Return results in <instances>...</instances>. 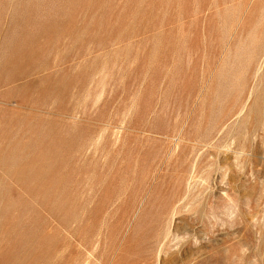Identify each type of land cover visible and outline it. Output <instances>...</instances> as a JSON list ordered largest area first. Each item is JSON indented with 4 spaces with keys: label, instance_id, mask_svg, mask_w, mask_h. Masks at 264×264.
I'll use <instances>...</instances> for the list:
<instances>
[{
    "label": "rangeland",
    "instance_id": "1",
    "mask_svg": "<svg viewBox=\"0 0 264 264\" xmlns=\"http://www.w3.org/2000/svg\"><path fill=\"white\" fill-rule=\"evenodd\" d=\"M0 264H264V0H0Z\"/></svg>",
    "mask_w": 264,
    "mask_h": 264
},
{
    "label": "bare ground",
    "instance_id": "2",
    "mask_svg": "<svg viewBox=\"0 0 264 264\" xmlns=\"http://www.w3.org/2000/svg\"><path fill=\"white\" fill-rule=\"evenodd\" d=\"M232 110H233V109H232ZM230 112H231V111H230ZM238 114H239V113H238ZM235 117H236V115H235ZM233 118H234V117H233ZM226 120H227V119H226ZM223 121H224V120H223ZM219 122H220V121H219ZM228 123H229V122H227V124H228ZM238 123H239V122H238ZM227 124H226V125H227ZM219 127H220V126H219ZM219 127L217 126V128H219ZM224 127L226 128V126H224ZM214 128H215V126H214ZM215 129H216V128H215ZM216 130H217V129H216ZM226 130H227V129H226ZM226 130H225L224 135H226V133H227ZM213 131H214V129L212 130V132H213ZM235 131H236V130H235ZM216 132H217V131H216ZM231 132H232V131H231ZM214 133H215V132H214ZM233 133H234V132H233ZM227 134L229 135V133H227ZM212 135H213V134H212ZM224 135H223V136H224ZM233 135H234V134H233ZM218 136H219V135H218ZM218 136H217V137H218ZM226 136H227V135H226ZM231 136H232V135H231ZM231 136H229V138H230ZM208 137H210V136H208ZM236 137H237V136H235V137H233V138H236ZM205 138H206V137H205ZM221 138H222V137H221ZM221 138H220V139H221ZM227 138H228V137H227ZM229 138H228V139H229ZM233 138H232V140H236V139H233ZM199 139H200V138H199ZM207 139H208V138H207ZM215 139H216V138H215ZM224 139H225V138H224ZM194 140H195V139H194ZM203 140H204V143H205V142H206V141H205L206 139H203ZM237 140L240 141L239 139H237ZM207 141H208V140H207ZM224 141H225V140H224ZM226 141H227V140H226ZM226 141H225V142H226ZM230 141H231V140H230ZM186 142H187V141H186ZM188 142H189V141H188ZM196 142H197V141H196ZM220 142H221V141H220ZM194 143H195V142H194ZM197 143L199 144V142H197ZM201 143L203 144V142H201ZM212 143H213V142L211 141V144H212ZM232 143H233V141H232ZM208 144H210V143H208ZM211 144H210V146H211ZM229 144H231V143H229ZM195 145H196V144H195ZM225 145H226V144H225ZM233 145H234V144H233ZM215 147H216V146H215ZM218 147H219V146H218ZM221 147H222V146H221ZM227 147H228V145H227ZM227 147H226V148H227ZM199 148H201V147H199ZM208 148H209V147H208ZM223 148H224V147H223ZM228 148H229V147H228ZM230 148H232V147H230ZM237 148H238V147H237ZM188 149H189V148H188ZM194 149H195V147H194ZM194 149H193V150H194ZM221 149H222V148H221ZM224 149H225V148H224ZM232 149H233V148H232ZM238 149H239V148H238ZM227 150H228V149H227ZM234 150H236V149H234ZM201 151H202V150H201ZM201 151H199V152H201ZM231 151H232V150H231ZM199 152H198V153H199ZM227 152H228V151H227ZM235 152H236V151H235ZM242 152H243V151H242ZM211 153H212V152H211ZM211 153H210V154H211ZM218 153H219V152H218ZM222 153H224V151H223ZM228 153H229V152H228ZM238 153H239V152H238ZM175 154H176V153H173V154L171 155L170 160H172L173 157L176 156ZM192 154H193V152H192ZM200 154H201V153H200ZM231 154L234 155L233 153H231ZM239 154H240V153H239ZM197 155H198V154H197ZM217 155H218V154H217ZM225 155H226V153H225ZM236 155H237V154H236ZM255 155H256V154H255ZM198 156H199V155H198ZM203 156H204V155H202L201 158H200V157H199V158L202 159ZM210 156H212V155H210ZM228 156H229V155H228ZM239 156H240V155H239ZM212 157H213V156H212ZM222 157H223V156H222ZM234 157H235V156H234ZM223 158H224V157H223ZM223 158H222V159H223ZM230 158H231V157H230ZM236 158H238V156H236ZM200 159H199L198 164H197L196 167H195L196 170H197V167L199 168V165H201V163H202V160H200ZM210 159H211V158H210ZM210 159H209V160H210ZM212 159H213V158H212ZM225 159H226V158H225ZM216 160H217V159H216ZM228 160H229V158H228ZM238 160H239V159H238ZM190 161H191V159L189 158V159H188V162H190ZM217 161L219 162V160H217ZM217 161H216V162H217ZM226 161H227V159H226ZM195 162H196V160H195ZM216 162H215V163H216ZM221 162H222V161H221ZM235 162H236V161H235ZM235 162H234V163H235ZM204 163H205V162H204ZM219 163H220V162H219ZM219 163H218V164H219ZM237 163H238V162H237ZM193 164H194V163H193ZM193 164H192V165H193ZM211 164H213V163H211ZM211 164H209V165H211ZM227 164H229V163H227ZM213 165L215 166V164H213ZM213 165H212V166H213ZM224 165H225V164H224ZM237 165H238V164H237ZM194 166H195V165H193V169H194ZM217 166H219V165H217ZM221 166H222V165H221ZM226 166H229V165H226ZM226 166H224V168H225ZM191 167H192V166H191ZM206 167L208 168L209 166H206ZM229 167H231V166H229ZM221 168H223V167H221ZM224 168L221 169V170L224 171ZM218 169H219V168H217L216 170H218ZM229 169H230V168H229ZM229 169H228V170H229ZM203 170H204V169H203ZM207 170H208V169H207ZM210 170H211V169H210ZM210 170H209V171H210ZM221 170H220V171H221ZM238 170H239V169H238ZM193 171H194V170H193ZM193 171H192V173H193ZM204 171H205V170H204ZM204 171H203V172L201 171V172H202L203 174H204L205 172H207V171H205V172H204ZM209 171H208V172H209ZM190 172H191V171H190ZM208 172H207V173H208ZM214 172H215V171H214ZM231 172H232V171L230 170V173H231ZM192 173H191V174H192ZM202 173H201V174H202ZM210 173H211V172H210ZM221 173H222V172H221ZM226 173H228V172H226ZM195 174H196V173H195ZM215 174H216V173H215ZM208 175H210V174H208ZM218 175H219V174H218ZM225 175H226V174L224 173V176H225ZM228 175H230V174H228ZM228 175H227V177H228ZM190 176H191V175H190ZM194 176H195V175H194ZM199 176H200V175H199ZM203 176H204V175H203ZM211 176H212L213 178L215 177L214 175H211ZM219 176H220V175H219ZM224 176H223V177H224ZM227 177H226V178H227ZM201 178H202V177H201ZM201 178H200V180H201ZM205 178H207V177H205ZM205 178L203 177V179H205ZM208 178H209V177H208ZM224 178H225V177H224ZM224 178H223V179H224ZM189 179H190V178H189ZM192 179H194V178L192 177L191 180H192ZM217 179H218V178H217ZM194 180H195V179H194ZM209 180H211V179H209ZM212 180H213V179H212ZM198 181H199V180H198ZM203 181H204V180H203ZM205 181H207V180H205ZM205 181H204V182H205ZM213 181H214V180H213ZM218 181H220V180L218 179L217 182H218ZM221 181H222V180H221ZM223 181H224V180H223ZM227 181H228V180H227ZM227 181H224V182L227 183ZM189 182H190V181H189ZM189 182H187V184H189ZM193 182L197 183L199 186H203V184L200 185V184H199L198 182H196V181H193ZM210 182H211V181H210ZM195 183H194V184H195ZM214 183H216V182H214ZM220 183H221V182H220ZM204 184H206V183H204ZM207 184H208V183H207ZM223 184H224V183H223ZM227 184H228V183H227ZM211 185H213V184H211ZM225 185H226V184H225ZM199 186H197V188H196V187H195V188L198 189ZM222 186H223V185H222ZM187 187H189V185H188ZM190 187H191V186H190ZM214 187H215V186H214ZM219 187H220V186H219ZM193 188H194V187H193ZM209 188H210V187H209ZM209 188H208V189H209ZM208 189H207V190H208ZM221 189H222V188H221ZM188 190H190V189H188ZM217 190H218V189H217ZM223 190H224V189H223ZM192 191H193V190H192ZM192 191H191V192H192ZM205 191H206V190H204V192H205ZM211 191H212V190H210V192H211ZM219 191H220V190H219ZM224 191H225V190H224ZM224 191H223V193H224ZM188 192H189V191H188ZM206 192H207V191H206ZM206 192H205V193H206ZM226 192H227V191H226ZM215 193H216V192H215ZM223 193L221 192V194H223ZM186 194H188V193L186 192ZM199 194H200V193H199ZM202 194H203V193H202ZM221 194H220V195H221ZM229 194H230V193H229ZM200 195H201V194H200ZM204 195H205V194H204ZM225 195H226V194H225ZM188 196H189V195H188ZM217 196H218V195H217ZM226 196H228V195H226ZM230 196H231V194H230ZM195 197H196V195H195ZM198 197H199V196H198ZM204 197H205V196H204ZM204 197H202V198H204ZM187 198H188V197H187ZM200 198H201V197H200ZM202 198H201V199H202ZM207 198H208V197H207ZM211 198H212V197H211ZM211 198H210V200H213V199H211ZM213 198H215V197H213ZM216 198H217V197H216ZM223 198H224V197H223ZM226 198H228V197H226ZM229 198H230V197H229ZM232 198L234 199V196H233ZM197 199H198V198H197ZM197 199H196V200H197ZM201 199H200V200H201ZM187 200H188V199H187ZM190 200H191V199H190ZM190 200H189V201H190ZM202 200H203V199H202ZM208 200H209V199H208ZM208 200L206 199L207 202H208ZM222 200H223V199H222ZM185 201H186V200H185ZM192 201H193V200H192ZM192 201H191V202H192ZM206 201H204V202H206ZM219 201H220V199H219ZM227 201H228V200H227ZM234 201H236V198H235ZM182 202H184V200L182 199V195H181L180 198H179V199L174 203V205H173V211H172L173 214L176 213V211L178 210V208L175 207V206H176L177 204H180V203L183 204ZM198 202H200V201H198ZM202 202H203V201H202ZM202 202H201V203H202ZM213 202H214V201H212V203H213ZM193 204H194V203H193ZM198 204H199V203H198ZM216 204H217V203H216ZM229 204H231V203H229ZM217 205H218V204H217ZM184 206H185V205H184ZM194 206H196V203L194 204ZM200 206H201V205H200ZM207 206H208V205H207ZM211 206H214V205H211ZM219 206H220V205H219ZM230 206H231V205H230ZM235 206H236V205H235ZM188 207H189V206H188ZM231 207H232V206H231ZM186 208H187V207H186ZM191 208H193V207H191ZM211 208H212V207H211ZM211 208H210V209H211ZM214 208H215V207H214ZM223 208H224V205H223ZM227 208H228V207H227ZM237 208H238V207H237ZM181 209H184V208L182 207ZM196 209H197V208H196ZM238 209H239V208H238ZM184 210H185V209H184ZM186 210H187V209H186ZM189 210H190V209H189ZM189 210H188V211H189ZM224 210H225V209H224ZM226 210H230V209H226ZM235 210H236V209H235ZM208 211H209V210H208ZM210 211H211V210H210ZM219 211H220V210H219ZM231 211H232V209H231ZM183 212H184V211H183ZM195 212H197V210H196ZM206 212H207V210H206ZM233 212H234V211H233ZM193 213H194V212H193ZM213 213L215 214V211H214ZM221 213H223V212H221ZM235 213H236V211H235ZM194 214H195V213H194ZM207 214H208V213H207ZM207 214H206V215H207ZM210 214H211V212H210ZM210 214H209V215H210ZM214 214H213V217H214ZM224 214H225V212H224ZM226 214H227V213H226ZM177 215H178V214H177ZM177 215H176V216H177ZM202 215H203V213H202ZM211 215H212V214H211ZM232 215H233V214H232ZM215 216L217 217V214H216ZM223 216H224V215H223ZM227 216H228V215H227ZM205 217H207L208 220H209L208 215L205 216ZM213 217H212V218H213ZM218 217H219V216H218ZM218 217H217V218H218ZM210 218H211V217H210ZM219 218H221V217H219ZM226 218H228V217H226ZM169 219H170V218H169ZM195 219H196V218H195ZM214 219H215V218H214ZM230 219H232V218L230 217ZM191 220H192V219H191ZM201 220H202V219H201ZM167 221H168V220H167ZM173 221H174V219H173ZM214 221H215V220H214ZM219 221H220V220H219ZM221 221L223 222V220H221ZM221 221H220V222H221ZM224 221H225V219H224ZM168 222H169V221H168ZM199 222H200V221H199ZM202 222H204V221H202ZM212 222H213V221H212ZM217 222H218V221H217ZM172 223H173V222H171V224H172ZM227 223H228V222H227ZM166 224H167V223H166ZM204 224H205V223H204ZM212 224H213V223H212ZM212 224H211V225H212ZM221 224H222V223H221ZM215 225H216V224H215ZM222 225H224V224H222ZM222 225H221V226H222ZM167 226H168V225H167ZM166 228H167V227H166ZM171 228H172V227H171ZM175 228H176V227H175ZM178 228H179V227H178ZM191 228H192V227H191ZM173 229H174V228H173ZM186 229H187V228H186ZM170 230H171V229H170ZM190 230H191V229H190ZM172 231L175 232L176 230H175V231L172 230ZM188 231H189V229H188ZM191 231H192V230H191ZM170 233L172 234L171 231H170ZM184 233H185V232H184ZM188 233H189V232H188ZM192 233H193V232H192ZM165 234H166V232H165ZM178 234H179V233H178ZM168 235H169V233H168ZM173 235H174V237H175L177 234L175 235V233H173ZM181 235H182V233H181ZM169 236H170V235H169ZM177 236H178V235H177ZM179 236H180V235H179ZM179 236H178V237H179ZM183 236H184V235H183ZM194 236H195V234H194ZM180 237H181V236H180ZM187 237H188V236H187ZM172 238H173V237H172ZM188 238H189V237H188ZM158 239H159V238H158ZM174 239H175V238H174ZM181 239H183V238H181ZM184 239H185V238H184ZM165 240H167V239H165ZM176 240H177V239H176ZM176 240H173V241H176ZM178 240H179V239H178ZM178 240H177V241H178ZM186 240H188V239H186ZM177 241H176V242H177ZM179 241H182V240H179ZM183 241H185V240H183ZM169 242H170V241H169ZM173 243H174V242H173ZM178 243H179V242H178ZM181 243H183V242H181ZM164 244H165V243H164ZM174 244H175V243H174ZM176 244H177V243H176ZM176 244H175V245H176ZM189 244H190V243H189ZM180 246H181V245H180ZM160 247H161V246H160ZM162 247H164V245H163ZM165 247H166V246H165ZM167 247H169L168 243H167ZM173 248H174V247H173ZM178 248H179V247H178ZM176 249H177V248H176ZM162 250H163V248L161 249V251H162ZM165 250H166V249H165ZM165 250H163V251H165ZM171 250H173V249H171ZM178 250H179V249H178ZM166 252H167V251H166ZM170 252H171V251H170ZM161 253H162V252H161ZM161 253L158 252V255L161 254ZM163 253H164V252H163ZM163 253H162V255H163ZM180 253H181V252H180ZM167 254H168V252H167ZM160 256H161V255H160ZM163 256H164V255H163ZM162 258H163V257H162ZM157 259H158V258H157ZM158 261H160V260H158ZM162 261H163V260H162Z\"/></svg>",
    "mask_w": 264,
    "mask_h": 264
}]
</instances>
